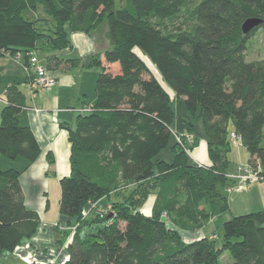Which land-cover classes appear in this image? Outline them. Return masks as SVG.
<instances>
[{
    "label": "trees",
    "instance_id": "trees-1",
    "mask_svg": "<svg viewBox=\"0 0 264 264\" xmlns=\"http://www.w3.org/2000/svg\"><path fill=\"white\" fill-rule=\"evenodd\" d=\"M105 18L108 49L63 56L73 49L71 34L89 35ZM178 19L191 25L168 31ZM249 19L264 21V0H126L120 9L114 0H0V57L22 56L29 67L28 54L42 51L44 61L37 58L48 72L99 69L95 103L64 128L70 173L59 181V213L77 226L64 264H221L225 252L232 264H264V210L223 222L219 244L208 237L185 243L167 225L197 229L228 213L223 189L232 134L249 155L246 166L264 176V60L246 59L264 23L243 34ZM181 99L201 121L208 166L190 160L186 134L178 141L171 131L172 102ZM0 100V160L29 165L41 150L18 121L25 96L10 85ZM168 147L169 162L160 158ZM22 171L0 170V255L31 238L40 222L25 205ZM110 195L117 199L109 201L111 212L86 221L84 208ZM84 227L91 232L81 237Z\"/></svg>",
    "mask_w": 264,
    "mask_h": 264
},
{
    "label": "crops",
    "instance_id": "crops-1",
    "mask_svg": "<svg viewBox=\"0 0 264 264\" xmlns=\"http://www.w3.org/2000/svg\"><path fill=\"white\" fill-rule=\"evenodd\" d=\"M74 36L75 35H73V37ZM68 52L70 55L72 51L70 50ZM67 57L68 56H66V58ZM42 61H44V59ZM19 64L22 66V78H18V80L12 78L8 80L3 88L0 89V95L3 96L6 87L10 85L17 86L24 94L20 88V86H22L26 89L27 94L29 93L28 95L32 104L28 103L24 94L26 107L18 115V121L20 125L28 126L30 128L40 147L41 153L38 158L29 165L26 161L25 163H20V161H18L19 159H17L14 161L15 166L12 165L9 167L20 171L23 170L20 176V185L24 194L25 205L29 210L38 212L40 222L36 233L31 238L24 239L14 251L3 252L0 255V264H64L69 259L66 242L76 228V222L75 219L59 213V181L61 178L68 176L70 173L69 157L71 146L68 139V132L64 128L73 127L76 117L72 118V122H68L69 120H59L58 116H60V114H65L61 111L66 110L64 109L66 104L65 101L60 99L61 96L58 94L59 89L56 87L57 84L54 88H52L55 92L52 94L55 96L51 97H53V111L58 113L57 116L49 115V110L45 108V98L42 96L37 100V94L32 96L30 89L26 86L30 76L29 67L24 64V61ZM54 71L55 70L51 69L49 74L55 75ZM36 100L37 103H35ZM0 104L1 112L4 102L0 100ZM36 104H39L41 109L40 111L37 109ZM92 105L82 102L81 106L77 108L76 114L78 115L84 107H91ZM69 109L74 112L76 108L71 106ZM25 111H27V113H24ZM65 119H68V117ZM187 133H189L188 135L190 136H194V128L192 127L188 129L187 127L183 134ZM190 139L186 143L189 148L187 155L190 160L197 165H210L206 141H201L199 145H196L198 144L196 143V140L193 142V138L190 137ZM235 150L237 154H241V152H243L244 157L246 154L248 156V153L241 146L240 142L234 143L232 141V150L228 155V158ZM48 157L52 158V164H50ZM247 163L248 160L245 165L240 164L234 171H229L228 167L227 177L232 182H230V180L227 182V187L223 189V192L227 199L229 211L221 217L210 218L207 224L202 226L203 230H200L202 235L201 238L212 237L213 231H211V227L215 228L214 231L219 227L221 231L219 229L217 231L222 236L221 225L231 215L238 216L264 210V180L249 183L241 189L234 187L238 184V181L235 178L238 174V169L246 166ZM116 200L117 199L113 195H110L98 203L106 204L109 203V201L111 202ZM149 200L151 201L149 213H146L141 209L142 213L145 215H150L154 197L149 198ZM92 207V205H87L83 210L84 219L86 221H89L94 217ZM169 223L171 222L169 221L168 224ZM87 232L91 231L85 227L79 231L81 237H83Z\"/></svg>",
    "mask_w": 264,
    "mask_h": 264
},
{
    "label": "rangeland",
    "instance_id": "rangeland-1",
    "mask_svg": "<svg viewBox=\"0 0 264 264\" xmlns=\"http://www.w3.org/2000/svg\"><path fill=\"white\" fill-rule=\"evenodd\" d=\"M125 5H126V0H114L115 9L123 8L125 7ZM183 23H187V25L189 26L191 25L190 23H188V21H185L183 19H180V20L178 19L168 24L167 29L168 31H174L177 28L187 27V26H184ZM73 35L75 36L73 37ZM70 36H71L72 45L73 44L74 45H73V49L71 50L72 52L70 53V55L68 54L69 53L68 51L63 52V56L65 58L66 56H68L67 58H72V59L83 58L87 56L88 54L89 55L92 54L93 52L94 53L102 52L108 49L109 47L108 40H107V20L106 18L104 19L102 25L98 29L92 31L89 35L85 36L84 34L82 35L79 33H74V34H71ZM36 55L41 61L45 59V55L42 51H37ZM246 59L247 61L264 60V27L258 30L254 34V36L250 38L248 42V50L246 52ZM22 61H23L22 56L20 60L11 59L8 57H0V89L3 88V86L6 84L8 80L12 78L18 80V78L19 79L22 78V75H23L22 66L21 64H19ZM145 63L148 65L149 69L152 71L154 76L160 80V77L158 76L153 66H151L147 60H145ZM54 74L55 75H52V76L56 79V84H57L56 87L57 89H59L58 94L61 96L60 99L65 101V104H66L64 108L66 110L61 111L65 114H60L58 118L61 121L69 120L68 122H72L71 120L72 118L76 117L77 108L81 106L82 102L85 104L87 103L89 105H92L95 103L96 97H95L94 88H95L96 80L99 74V69L96 67L89 68V69H81V68L61 69V70H55ZM20 88L24 92L28 103L32 104L30 102V98L28 95L29 93L27 94V91L24 87L20 86ZM52 93H55L52 89L40 90L37 93L36 99L38 100L40 97L43 96V98H45L44 102H46L45 108L49 110L48 111L49 113L48 112L47 113L49 115L57 116L58 112L53 111V97L51 96H55V95H53ZM37 100L35 101V103H37ZM36 105H37V109L40 111L41 109L39 107V104H36ZM71 106L76 108L74 112H72L69 109ZM172 108L174 111L175 118L171 126V131L177 134L175 135V138L179 141L180 135L178 134H183V132L187 129L188 125L191 124L192 127L194 128V133H195L194 136L197 138L196 143L198 144L196 145H199L201 141H204L205 140L204 130H203L201 121L199 120L197 115L193 116L186 111L183 100L182 99L175 100L174 102H172ZM24 113H27V111H25ZM66 117H68V119H65ZM188 134L189 133H187L185 136H187L188 138L187 137L186 138L189 140L190 137L188 136ZM172 143H174L173 137L171 139V144ZM171 157L172 155H171V151L169 147L160 154V158L167 162L171 160ZM248 159H249V155L247 156L246 154V156L244 157L243 152H241V154H237L235 150L229 156V160H230L229 171L236 170L240 164L245 165ZM18 161H20V163H25L23 159H19ZM14 163L15 162H10L2 158L0 160V170H7L11 168L9 166H12V165L15 166ZM129 192L130 191H128L127 193ZM149 198H153V197L149 196L146 201L147 203L145 202V204H143L142 206V210H144V212L146 213H149L150 211L149 208L151 206V201L149 200ZM97 204L102 205V206L109 205V203H106V204L97 203ZM226 216L228 217L227 214ZM234 216H237V215H231L227 220H229L230 218ZM167 225L168 227L175 229L178 232L182 241L185 243H189L195 239H199L202 237L200 233V230H203L202 227H199L197 229L189 228L182 221L178 223L171 222ZM214 229L215 228L211 227V231H213V235L211 238L218 241V244H219L221 240V234L217 231L219 227L216 228L215 231ZM219 230L221 231V229ZM220 263L221 264H232V260L227 252H225L222 255Z\"/></svg>",
    "mask_w": 264,
    "mask_h": 264
},
{
    "label": "built area",
    "instance_id": "built-area-1",
    "mask_svg": "<svg viewBox=\"0 0 264 264\" xmlns=\"http://www.w3.org/2000/svg\"><path fill=\"white\" fill-rule=\"evenodd\" d=\"M19 55L17 59H19ZM29 59V69L31 72V77L28 80L27 86L29 87L32 96H34L35 91L52 89L56 86V79L46 71L40 60L33 53L28 54ZM231 139L234 143L238 141V138L232 134ZM235 178L239 181L236 186L237 189H241L249 183L263 181L264 176H258L252 172L250 167L245 166L238 170L237 176ZM94 212L103 218L105 215L111 212L110 205H98L97 203L93 205Z\"/></svg>",
    "mask_w": 264,
    "mask_h": 264
},
{
    "label": "water",
    "instance_id": "water-1",
    "mask_svg": "<svg viewBox=\"0 0 264 264\" xmlns=\"http://www.w3.org/2000/svg\"><path fill=\"white\" fill-rule=\"evenodd\" d=\"M264 23L263 20L260 19H249L244 22L242 25V33L243 34H248L251 30L259 26L260 24Z\"/></svg>",
    "mask_w": 264,
    "mask_h": 264
}]
</instances>
